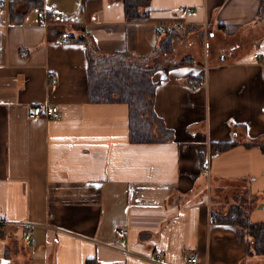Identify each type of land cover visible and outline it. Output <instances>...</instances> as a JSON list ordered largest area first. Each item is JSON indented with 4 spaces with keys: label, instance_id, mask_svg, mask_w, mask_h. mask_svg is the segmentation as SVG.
I'll use <instances>...</instances> for the list:
<instances>
[{
    "label": "crops",
    "instance_id": "crops-1",
    "mask_svg": "<svg viewBox=\"0 0 264 264\" xmlns=\"http://www.w3.org/2000/svg\"><path fill=\"white\" fill-rule=\"evenodd\" d=\"M53 1L68 20L16 21L0 0V264H264L242 225L214 219L242 204L264 222V0H150L138 18L122 0ZM172 30L182 46L152 76L172 138L131 142L127 104L89 98L79 37L146 55ZM42 101L60 117L30 116Z\"/></svg>",
    "mask_w": 264,
    "mask_h": 264
},
{
    "label": "trees",
    "instance_id": "trees-1",
    "mask_svg": "<svg viewBox=\"0 0 264 264\" xmlns=\"http://www.w3.org/2000/svg\"><path fill=\"white\" fill-rule=\"evenodd\" d=\"M122 1L127 18L144 16L147 13V9L144 8L150 3V0ZM43 2L44 0H9L10 15L16 21H21L33 8H39L40 13L43 12ZM169 32H171L169 39L162 46L156 47L151 54L146 55L128 50L106 53L96 47L93 38L79 37L87 46L89 98L93 102L121 101L127 104L128 138L131 142H154L172 138L173 131L166 127L162 117L154 110L157 82L152 78L155 69L161 64L157 53L169 52L172 49V38L175 34L172 33L174 30ZM192 61V57L188 56L182 62ZM167 129L170 130L171 138ZM222 143H212L211 145H214L211 149L222 150L234 144L233 141ZM260 147L264 150V144H260ZM228 211L225 214L218 213L219 217L215 214L214 217L216 219L218 217L217 220L220 222L242 225L252 237L250 241L252 252L264 254V222L252 221L245 210L237 205L231 206ZM86 264L94 263L88 260Z\"/></svg>",
    "mask_w": 264,
    "mask_h": 264
},
{
    "label": "built area",
    "instance_id": "built-area-1",
    "mask_svg": "<svg viewBox=\"0 0 264 264\" xmlns=\"http://www.w3.org/2000/svg\"><path fill=\"white\" fill-rule=\"evenodd\" d=\"M0 7H1V3H0ZM183 9L185 11H191L190 8L188 7H183ZM40 17V21L42 23H46L49 21V17L52 18H57L61 21H66L69 19V13L65 10H59L58 7H56L55 5L51 6L50 8H48L47 10H44L43 12H41L39 14ZM182 24L178 25V28H181ZM165 27L162 26L161 29H164ZM50 78H51V82L55 81V75L54 74H50ZM30 116L35 117V116H45L51 119H57L60 117L61 112H60V108L58 105L56 104H49L46 101H42L40 103L35 104L30 113ZM208 166V162L204 161L202 163V167L206 168ZM30 230V227L27 229ZM116 230V234L117 236L122 239L124 237L127 236L128 234V229L126 227H121V226H117ZM156 252L159 254H163L164 251L161 248L156 249ZM198 258V254L196 252H192L188 258L189 260V264H194L197 261Z\"/></svg>",
    "mask_w": 264,
    "mask_h": 264
},
{
    "label": "rangeland",
    "instance_id": "rangeland-1",
    "mask_svg": "<svg viewBox=\"0 0 264 264\" xmlns=\"http://www.w3.org/2000/svg\"><path fill=\"white\" fill-rule=\"evenodd\" d=\"M59 4H61L60 2H58V4L56 3V2H54L53 0H46V2H45V0H44V2H43V11L44 10H47L48 8H50L51 6H53V5H55L56 7H58V9L59 10H61V8H59ZM39 8H33L30 12H33V13H39ZM76 14H73V16H75ZM206 34H207V36H208V38H209V40H211V37L209 36V30L207 29L206 30ZM174 41H172V49H171V52H173V49L177 46V47H179L180 48V46H182V45H180V43H179V40H177L176 41V43H173ZM194 44L195 43H192V44H190V45H184L183 47H186V49H191L192 47H195L194 46ZM197 46L201 49V51L203 52V53H207L205 50L206 49H208V53H209V50L210 49H213V48H215L216 46H217V44H215V43H212V42H210L209 43V45H203V43L201 44L200 43V41H198V43H197ZM197 46H196V48H197ZM203 47V48H202ZM166 54V53H165ZM213 55V54H212ZM157 57H158V59H159V61H164L165 60V58L163 57V55H162V53L161 52H159L158 53V55H157Z\"/></svg>",
    "mask_w": 264,
    "mask_h": 264
},
{
    "label": "bare ground",
    "instance_id": "bare-ground-1",
    "mask_svg": "<svg viewBox=\"0 0 264 264\" xmlns=\"http://www.w3.org/2000/svg\"><path fill=\"white\" fill-rule=\"evenodd\" d=\"M146 9H147V8H146ZM181 9H182V8H181ZM182 10H183V9H182ZM178 24H179V23H178ZM217 25H218V24H217ZM161 26H162V25H161ZM211 27H212V25H211ZM211 27H210V28H211ZM214 27H215V26H214ZM216 28H217V27H216ZM220 28H221V27H220ZM224 28H225V26H224ZM157 29H158V28H157ZM159 29H160V28H159ZM201 29H202V28H200V30H201ZM213 29H214V28H213ZM225 29H226V28H225ZM197 30H198V29H197ZM206 30H207V29H206ZM214 30H216V29H214ZM223 30H224V29H223ZM233 30H235V29H233ZM157 31H158V30H157ZM165 31H166V29H165ZM176 32H177V31H176ZM176 32L174 31L173 33L175 34ZM195 32H196V31H195ZM213 32H214V31H213ZM223 32H224V31H223ZM226 32H227V30H226ZM163 33H164V32H163ZM169 33H171V32H169ZM214 33H215V32H214ZM174 34H172V35H174ZM192 34H193V33H192ZM203 34H204V33H203ZM235 34H236V33H234L233 35H235ZM166 35H167V34H166ZM174 36H176V34H175ZM193 36H194V35H193ZM195 36H197V35L195 34ZM195 36H194V37H195ZM201 36H202V33H201ZM158 37H160V36L158 35ZM165 37H167V36H165ZM177 37H178V36H177ZM203 37H204V36H203ZM179 38H180V37H179ZM179 38H178V39H179ZM183 38H186V37H183ZM231 38H233V37H231ZM161 39H162V38H161ZM195 39H196V38H195ZM197 39H198V38H197ZM199 39H201V37H200ZM219 39H220V38H219ZM174 40L176 41L175 38H174ZM201 40H202V39H201ZM161 41H162V40H161ZM180 41H181V39H180ZM222 41H223V40H222ZM225 41H226V39H225ZM223 42H224V41H223ZM223 42H222V44H223ZM227 42H228V41H226V43H227ZM173 43H175V42H173ZM245 43H246V42H245ZM159 44H160V43H159ZM220 44H221V43H220ZM222 44H221V45H222ZM206 45H207V44H206ZM221 45H219V46H221ZM183 46H184V44H183ZM202 48H203V47H202ZM223 48H225V46H223ZM173 52H174V51H173ZM200 52H201V51H200ZM198 53H199V51H198ZM210 53H211V52H210ZM185 54H186V53H184V55H185ZM200 54H201V53H200ZM203 54H204V53H203ZM213 54H214V53H213ZM222 55H223V54H222ZM201 56H202V55H200V57H201ZM220 57H221V56H220ZM224 57H225V56H224ZM224 57H223V58H224ZM221 58H222V57H221ZM208 59H209V58H208ZM190 60H191V59H190ZM199 60H200V59H199ZM200 61H201V60H200ZM189 62H190V61H189ZM202 63H203V61H202ZM252 63H253V62H252ZM191 64H192V63H191ZM198 65H199V64H198ZM198 67H199V66H198ZM120 102H121V101H120ZM158 116H159V115H158ZM164 121H165V120H164ZM167 130H169V129H167ZM167 132H168V131H167ZM162 133H165V132H162ZM162 133H161V134H162ZM169 133H170V130H169L168 134H169ZM171 133H172V132H171ZM169 135H170V138H171V134H169ZM167 136H168V135H167ZM165 140H166V139H165ZM220 143H222V142H220ZM235 143H236V142H235ZM216 144H217V143H216ZM222 144H223V143H222ZM224 144H225V143H224ZM210 145H211V143H210ZM213 145H214V144H213ZM213 145H211V147H212ZM211 147H210V148H211ZM232 147H233V146H232ZM230 148H231V147H230ZM214 149H215V148H214ZM212 150H213V149H212ZM212 150H211V151H212ZM262 150H263V149H262ZM221 151H223V150H221ZM212 152H214V150H213ZM210 153H211V152H210ZM211 154H212V153H211ZM213 154H214V153H213ZM234 183H235V182H234ZM240 193H241V192H240ZM229 196H230V195H229ZM231 198H232V197H231ZM233 198H234V196H233ZM238 199H239V198H238ZM241 199H243V198H241ZM244 199H245V198H244ZM228 200H230V199H228ZM231 200H232V199H231ZM245 200H246V199H245ZM225 201H226V200H225ZM234 201H235V200H234ZM214 202H215V201H214ZM229 202H230V201H229ZM239 202H240V199H239ZM236 203H237V202H236ZM241 205H242V204H241ZM241 205H240V206H241ZM243 205H244V204H243ZM232 206H234V205H232ZM240 206H238V207H240ZM230 207H231V206H230ZM244 207L246 208V206H244ZM228 209H229V208H228ZM225 211H226V210H225ZM223 212H224V211H223ZM228 212H229V211H228ZM247 212H248V211H247ZM216 216L219 217V215H217V214H216ZM210 217H211V215H210ZM218 217H217V219H218ZM220 218H221V217H220ZM214 219H216V218H214ZM217 219H216V220H217ZM217 221H218V220H217ZM217 221H216V222H217ZM222 223H225V222L222 221ZM220 224H221V222H220ZM232 224H233V223H232ZM238 224H239V223H238ZM238 224H237V225H238ZM126 228H127V227H126ZM245 231H246V230H245ZM245 231H244V232H245ZM115 232H116V231H115ZM246 233H247V232H246ZM247 236H248V235H247ZM124 238H125V237H124ZM246 247H247V246H246ZM154 248H155V247H154ZM247 250H248V248H247ZM247 252H248V251H247ZM247 252H246V253H247ZM250 253H251V252H250ZM252 253H253V252H252ZM148 255H149V254H148ZM156 255H157V254H156ZM89 259H90V258H89ZM92 259H93V258H92ZM94 259L96 260V258H94ZM94 259H93V260H94ZM87 260H88V259H87ZM96 262H98V260H97Z\"/></svg>",
    "mask_w": 264,
    "mask_h": 264
}]
</instances>
